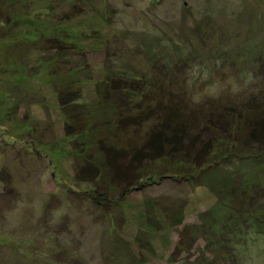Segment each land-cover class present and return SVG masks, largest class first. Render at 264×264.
<instances>
[{"label": "rangeland", "instance_id": "1", "mask_svg": "<svg viewBox=\"0 0 264 264\" xmlns=\"http://www.w3.org/2000/svg\"><path fill=\"white\" fill-rule=\"evenodd\" d=\"M262 120L264 0H0V264H264ZM158 129L119 197L104 148Z\"/></svg>", "mask_w": 264, "mask_h": 264}, {"label": "trees", "instance_id": "2", "mask_svg": "<svg viewBox=\"0 0 264 264\" xmlns=\"http://www.w3.org/2000/svg\"><path fill=\"white\" fill-rule=\"evenodd\" d=\"M51 39L52 40H59L61 38H59V37L56 38V36H52ZM59 41H63V40H59ZM104 81L105 82L107 81V87L105 88L106 92H111L112 88L114 87L116 89H119L122 92L124 90L123 93L126 95V91H129L130 88H132V87L137 88L136 86H134L135 84L133 81H128L127 79H124L123 76L113 75L111 73L106 77V79ZM125 95H123V96L125 97ZM62 103L68 104L69 103L68 98L67 97L64 98ZM124 104H125V101H124ZM125 105H128V103H126ZM130 116H132V115H127L126 117L119 118L118 122L121 124L126 123L130 119L129 118ZM260 124H261V126H260ZM258 126H260L262 128H259ZM165 127L168 130L172 129V127L167 125L166 122H165ZM179 128L178 127L175 128L176 131L172 132L174 136H178L177 130H180ZM263 128H264V122L262 120L258 124L256 123V126H252L249 130H246V132L248 131V134L246 135L245 138H243L241 140V146L243 148H245V147L249 148V143H253L254 145H257V147L259 149L264 150V146H263L264 145V134L261 133L262 132L261 130H263ZM184 132L185 131H183V134H184ZM173 137L166 136V133L163 129H158V130H156V132L154 134H152V136L140 148H137V149H134L131 151L127 150V149L119 151V150H116L114 148H111V146L108 148H104L105 155H106V162L108 164L110 171L112 172L111 173L112 178L117 179L118 180L117 182H119V184L121 186V190L119 192V197H125L128 194V192L131 191V189L140 188L144 185V183L140 182V180H142V179H141L140 171H139L140 168L143 166V164H145L144 161L146 159L152 160V159L158 158L159 156H162L164 154H170V152L166 153V151H164V144L167 141H172V142L175 141V139H173ZM176 139H178V138H176ZM178 141L179 140H177V143H178ZM207 146L208 147L206 148L207 149L206 152L211 151L210 145H207ZM172 149L178 150L177 147H172ZM258 152L259 151L247 152L244 156H248V157L251 156V157L258 158L262 155L261 153H258ZM225 153H227V152H225ZM225 153L222 155L223 159H225V157L227 156ZM199 157H200V160L202 158H204L203 155H200ZM85 158L87 159L88 157L85 156ZM214 161L218 162L217 160H214ZM89 167H91V166L86 165L85 168L84 167L81 168L77 173L78 177H80L81 179L82 178L83 179L92 178V174L88 175V173L90 171ZM97 172H98V170H96V172H94L93 175L95 176L97 174ZM161 176H169V174L163 173ZM238 178L240 179V176H238ZM93 197L98 204L102 203V200H100V199L107 200L106 194L101 195L100 192L96 193ZM97 199H98V201H97ZM241 213H243V211H241ZM238 215H239L238 213H236V214L232 213V214L228 215L229 219L233 218L232 219V225L234 228H236V226L240 223V221H242L238 218ZM256 218L259 219L258 216H255V215L252 216V219L255 220ZM261 219H263V218H261ZM235 222H237L236 225H235ZM241 227H238V228H241Z\"/></svg>", "mask_w": 264, "mask_h": 264}]
</instances>
